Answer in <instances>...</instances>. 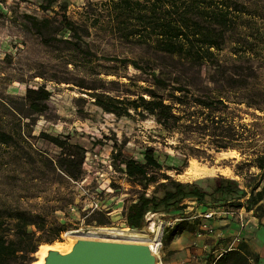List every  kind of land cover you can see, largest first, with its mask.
<instances>
[{"label":"rangeland","instance_id":"obj_1","mask_svg":"<svg viewBox=\"0 0 264 264\" xmlns=\"http://www.w3.org/2000/svg\"><path fill=\"white\" fill-rule=\"evenodd\" d=\"M109 1L113 0H57L46 10L45 0H0V131L14 137L11 144L0 143V209L40 215L47 220L48 231H63L59 240L40 247L34 263L43 247L64 248L76 237L107 234L101 232L106 229L133 230L126 225L124 211L143 189L125 176L114 161L116 153L123 160L144 162L147 149H155L161 169L150 173L160 183L165 174L181 183L222 176L236 180L247 197L252 188L264 187V172L254 162L257 155H264V0H230L241 13L221 50L215 51L219 62L205 70L196 68V80L188 87L193 97L224 103L213 113L235 130L237 142L230 149H219L182 128L169 132L153 117H117L94 104L86 88L120 98L143 93L141 87L167 96L171 88L155 85L151 74L171 83L177 73L167 68L169 60L154 58L151 51L111 29ZM63 14L75 24L77 36L63 24ZM33 19L49 23L34 26ZM77 41L92 56L75 50L71 43ZM124 59L137 61L144 70L119 62ZM41 87L51 93L47 111L22 118L15 111L23 107L21 99L28 89ZM190 109L197 116L209 111L194 103ZM51 137L85 149L86 163L77 180L52 163V157L64 152ZM187 205L190 208L183 213H192L191 231L171 244H166L168 231L182 221V211L150 213L140 230L156 224L151 235H161L160 264H214L234 249L247 256V264H264L260 212L229 216L221 214L224 208L233 209L225 205L212 210L220 212L206 222L203 208ZM94 211L110 225L93 222Z\"/></svg>","mask_w":264,"mask_h":264},{"label":"trees","instance_id":"obj_2","mask_svg":"<svg viewBox=\"0 0 264 264\" xmlns=\"http://www.w3.org/2000/svg\"><path fill=\"white\" fill-rule=\"evenodd\" d=\"M45 1L46 10H51L57 3V0ZM108 9L111 12L113 31L130 39L131 43L145 47L151 51L154 58L169 60L167 68L177 73L171 83H167L168 81L161 79L156 73L151 74L155 85L171 88L167 96L151 88L141 87L143 93H131L127 98H120L99 93L95 88H86V94L94 99V104L104 112L117 117L125 116L131 119L141 117L144 120L153 117L156 123L169 132L182 128L194 135H202L219 149L235 148L237 135L234 128L224 118L213 113V110L219 105L224 106V103L209 98L193 97L188 87L196 80L193 75L196 68L205 70L212 64H218L215 51L221 50L226 42L227 33L235 28L236 15L241 13L238 5L230 3V0H113L109 1ZM62 22L73 37L77 36L75 24L70 22L65 14L62 16ZM47 23H49L47 20L42 22L32 20L34 26ZM71 44L84 56H92L90 51L82 47V42ZM105 60L118 61L113 58ZM119 62L144 70L137 61L124 59ZM173 82L178 84V87L170 85ZM109 83L121 85L118 81ZM50 98L51 93L43 87L37 90L28 89L25 97L21 99L23 107L15 111L25 119L43 115L48 109L47 103ZM191 102L209 111L197 116L194 111L191 112ZM13 140V135L0 131V143L11 144ZM51 141L64 152L60 156L52 157V163H55L64 175L77 180L86 163L85 149L78 145H69L54 137H51ZM114 161L120 164L129 180L143 189L138 199L125 208L124 216L129 228L142 230L146 226V216L149 213L182 211L180 214L182 221L168 231L167 245L177 236L191 231V227L188 226L192 223H189L191 216L188 214L192 213H183L189 208L187 204L190 202L203 208V213L229 205L233 209H245L248 212L255 209L257 213L260 212L259 217L264 216V187L252 188L247 197L236 180L222 176L206 178L197 183H181L172 181L171 177L165 174L162 177L165 182L160 183L156 175L150 173L152 170L161 169L153 148L147 149L144 162L134 159L123 160L119 153H116ZM254 162L264 172V155H257ZM154 185L155 192L148 195L147 191ZM246 197L248 199L242 203L241 200ZM98 216L103 215L94 211L91 214L92 221L101 226L110 225L109 219L104 217V220H101ZM62 232L48 231L47 220L40 215L0 209V264H33V256L40 247L59 240ZM247 263L248 258L240 249L228 251L214 262V264Z\"/></svg>","mask_w":264,"mask_h":264},{"label":"water","instance_id":"obj_3","mask_svg":"<svg viewBox=\"0 0 264 264\" xmlns=\"http://www.w3.org/2000/svg\"><path fill=\"white\" fill-rule=\"evenodd\" d=\"M147 244L77 238L69 252L49 248L41 264H158Z\"/></svg>","mask_w":264,"mask_h":264},{"label":"bare ground","instance_id":"obj_4","mask_svg":"<svg viewBox=\"0 0 264 264\" xmlns=\"http://www.w3.org/2000/svg\"><path fill=\"white\" fill-rule=\"evenodd\" d=\"M155 227H156V224L153 222L150 225V227L147 228L146 231H135V230L124 231V230H118V229H106V230H103L101 232L107 233V234L99 235L100 232H95V233L91 232V234L86 235L83 238L99 239V240H114V241H121V242H132V243L147 244V245L152 247V250L158 256L160 248H161V244H160V236L161 235H160V233H157L155 235V237L151 235V234L156 233ZM73 237H76V236H73ZM75 239H77V237ZM74 240H72V243L70 246H63L64 248H59L61 246L43 247L41 252H39L37 255L38 261L34 264H41L43 262V258L46 255L47 249H49V248L59 249V250H62L64 252H69L72 248ZM158 258H159V256H158ZM158 264H160V259L158 261Z\"/></svg>","mask_w":264,"mask_h":264},{"label":"built area","instance_id":"obj_5","mask_svg":"<svg viewBox=\"0 0 264 264\" xmlns=\"http://www.w3.org/2000/svg\"><path fill=\"white\" fill-rule=\"evenodd\" d=\"M112 168V167H111ZM220 212L219 211H208V212H205L203 213L202 218L205 220V221H211L213 218L216 217V215H218V213ZM245 209H222L221 211V214H225V215H232V216H235V215H238L240 217H242L243 213H245ZM150 215V213L146 216V219L148 218V216ZM206 230L208 231H212V229H210L207 225H206Z\"/></svg>","mask_w":264,"mask_h":264},{"label":"crops","instance_id":"obj_6","mask_svg":"<svg viewBox=\"0 0 264 264\" xmlns=\"http://www.w3.org/2000/svg\"><path fill=\"white\" fill-rule=\"evenodd\" d=\"M189 204H194V203L190 202ZM189 208H190V207H189ZM224 218H226V217H224ZM228 218H230V217H228ZM206 222H208V221H206Z\"/></svg>","mask_w":264,"mask_h":264}]
</instances>
